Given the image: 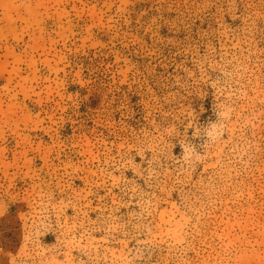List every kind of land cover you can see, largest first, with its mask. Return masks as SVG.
<instances>
[{"label":"rangeland","instance_id":"374dc122","mask_svg":"<svg viewBox=\"0 0 264 264\" xmlns=\"http://www.w3.org/2000/svg\"><path fill=\"white\" fill-rule=\"evenodd\" d=\"M0 264H264V0H0Z\"/></svg>","mask_w":264,"mask_h":264}]
</instances>
